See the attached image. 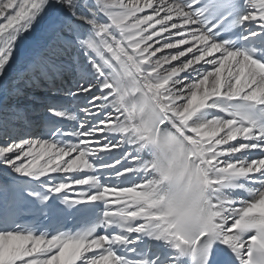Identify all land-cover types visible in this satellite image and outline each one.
<instances>
[{
	"label": "snow or ice",
	"instance_id": "snow-or-ice-1",
	"mask_svg": "<svg viewBox=\"0 0 264 264\" xmlns=\"http://www.w3.org/2000/svg\"><path fill=\"white\" fill-rule=\"evenodd\" d=\"M0 264H264V0H0Z\"/></svg>",
	"mask_w": 264,
	"mask_h": 264
}]
</instances>
